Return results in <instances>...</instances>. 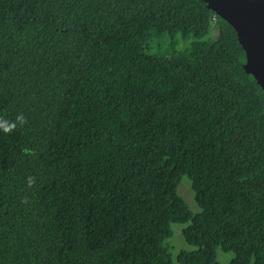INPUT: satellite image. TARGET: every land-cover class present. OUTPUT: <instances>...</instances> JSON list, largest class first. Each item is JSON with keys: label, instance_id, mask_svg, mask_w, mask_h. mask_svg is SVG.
<instances>
[{"label": "trees", "instance_id": "trees-1", "mask_svg": "<svg viewBox=\"0 0 264 264\" xmlns=\"http://www.w3.org/2000/svg\"><path fill=\"white\" fill-rule=\"evenodd\" d=\"M167 36L187 47L153 53ZM244 63L203 0H0V119L27 121L0 130V264H264V96ZM172 224L191 247L175 259Z\"/></svg>", "mask_w": 264, "mask_h": 264}, {"label": "water", "instance_id": "water-1", "mask_svg": "<svg viewBox=\"0 0 264 264\" xmlns=\"http://www.w3.org/2000/svg\"><path fill=\"white\" fill-rule=\"evenodd\" d=\"M206 7L236 33L245 54L243 69L264 96V0H203Z\"/></svg>", "mask_w": 264, "mask_h": 264}, {"label": "rangeland", "instance_id": "rangeland-1", "mask_svg": "<svg viewBox=\"0 0 264 264\" xmlns=\"http://www.w3.org/2000/svg\"><path fill=\"white\" fill-rule=\"evenodd\" d=\"M168 36L166 38H157L155 39L151 45L152 48V52L156 53L157 55H160L162 53H166V52H174V51H179L184 49L185 47H187V43L183 42L181 40H179L178 38L176 39V44H175V48H170L167 46L169 45L168 42ZM183 182L179 188V193L186 199V201L188 202L187 205L189 207V209L191 210V212L197 213L199 211L195 201H194V195L193 192L191 190L190 187V183L187 180L186 177H184ZM172 228V232L173 235L171 237V239H169L168 241V250L172 256L173 259H175V257L177 256V254L181 251V250H190L191 247L189 245H187L184 241V238L182 236V230L184 228V226L179 225V224H172L171 225ZM233 258V254L232 253H225L223 252L220 248H218L216 250V260L218 263L220 264H229L230 261Z\"/></svg>", "mask_w": 264, "mask_h": 264}, {"label": "clouds", "instance_id": "clouds-1", "mask_svg": "<svg viewBox=\"0 0 264 264\" xmlns=\"http://www.w3.org/2000/svg\"><path fill=\"white\" fill-rule=\"evenodd\" d=\"M17 123L23 126L25 123H27L26 118L23 115H18L16 117V122H9V121L0 119V130H2L5 134H10L16 129ZM22 151L25 155H33V150L31 149L25 148ZM34 184H35V177L29 176L27 178V186L29 188H32ZM21 202L29 203L27 197H24Z\"/></svg>", "mask_w": 264, "mask_h": 264}]
</instances>
